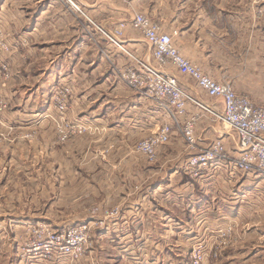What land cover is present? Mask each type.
Wrapping results in <instances>:
<instances>
[{"label": "rangeland", "instance_id": "1", "mask_svg": "<svg viewBox=\"0 0 264 264\" xmlns=\"http://www.w3.org/2000/svg\"><path fill=\"white\" fill-rule=\"evenodd\" d=\"M37 1L28 10L36 0H0V259L18 264H140L142 259L152 264L155 258L156 264H264V174L232 169L237 139L235 149L224 143L227 158L218 161L223 170L211 171L215 176L207 191L200 197L195 193L199 198L193 201L176 186L205 174L183 173L184 182L168 176L173 165L184 166L222 139L199 145L196 131L202 121L222 123L193 102L188 103L196 107L193 111L178 115L164 99L126 86L117 70L131 61L120 50L112 57L116 48L90 24L88 18L96 19L88 9L92 0H72L84 14L65 0ZM132 1L149 10L144 14L151 20L170 24L164 13L169 14L171 0ZM155 5L159 10L151 11ZM263 12L257 9L256 15ZM101 43L104 48H97ZM128 51L156 69L175 71L158 65L151 50L146 57ZM98 53L113 79L143 101L141 124L135 108L126 122L109 116L112 91L98 83L107 82L108 68ZM95 67L100 73H91ZM192 116L190 144L181 131ZM165 125L176 134L150 160L138 145ZM119 149L123 153L114 155ZM132 161L145 170L112 167ZM156 209L162 212L157 222ZM173 212L178 221L169 217Z\"/></svg>", "mask_w": 264, "mask_h": 264}, {"label": "crops", "instance_id": "2", "mask_svg": "<svg viewBox=\"0 0 264 264\" xmlns=\"http://www.w3.org/2000/svg\"><path fill=\"white\" fill-rule=\"evenodd\" d=\"M92 1L91 5H87L88 9L96 16L94 21L99 23L96 24L99 26L101 24L105 28L115 27L121 21H129L133 11L145 14L150 13L143 6L136 7L132 0L128 4L118 2L117 0ZM37 2L36 0L34 6H30L28 10L34 8ZM170 2L169 14L164 13L165 18L169 16L170 24L160 21L159 18V20L153 18V21L161 26L163 31L172 35V43L181 55L200 66L202 71L214 80L219 81L222 79V81L230 82L238 95L248 97L255 105L264 106V12L261 16L256 15L257 9L264 10V0H171ZM155 9L159 10L156 5L154 9L150 10ZM38 24L41 23L38 22ZM174 30L177 31V34L173 33ZM123 42L126 48L138 53L140 56L146 57L147 54L150 55V48L142 38L140 32L131 28V26H128L124 31ZM96 47L102 49L104 48V44L101 43L100 46ZM111 52L112 57H119L121 55L117 49H112ZM99 62H103V65L108 68L106 72V75H108L107 82L98 83L106 85L105 88L112 91L111 97H109L111 101L108 103L110 104L109 106L112 105V113L109 116H113L114 121L120 122L125 120L126 122L129 121L130 112H133L130 110H134L133 108H135L138 112L135 113L137 116L134 118L141 124V116L146 114L144 108L143 111L141 110L142 106L144 107L143 101L136 94L131 93L126 84L125 86L123 83L113 79L111 75L112 68L104 61L103 57L100 59V55ZM98 68H93L91 73L94 71L100 73ZM172 72L177 76L181 84L184 83V87L192 93L196 101L209 106L215 104L217 110L221 109L222 104L219 99L209 98L187 76L177 71ZM77 74L73 73L76 76L74 77L76 82L79 80ZM195 108L193 105H188L187 111H193ZM196 133L199 139L198 144L201 146H205L210 140L222 136L226 146L230 149H235L237 137L225 124H222L221 127L219 123L211 125L208 120H204L198 125ZM175 134L176 132H173V136ZM123 151L119 149L113 154H121ZM124 165L134 170H145L142 163L133 161L129 164L116 162L112 164V167L119 170L121 169L120 166ZM222 168V164L212 165L208 171L203 173L205 175L202 179H190L186 175L189 177L190 182H187L186 179V182H184L180 177L183 173L187 174L185 163L184 166L177 163L171 168L173 171L169 174L168 179L169 181L176 180L177 182H181L180 180H182L184 183L178 187L176 186V188L180 190L185 188L190 194L189 196L195 201L202 193L207 191L209 179L215 176V174H210L212 173L211 171L223 170ZM191 191L193 193H190ZM195 193L199 194L198 198L195 197ZM155 212L154 218L157 222L156 215L162 218V212L157 209ZM169 217L171 220L172 218L175 221L179 220L178 213H170ZM144 225L145 223H141V229L146 228ZM132 228L136 229L135 226H132ZM156 228L160 229L162 227L158 226ZM160 248L155 247V250H160L161 252ZM154 262L152 264L158 263L156 258ZM122 263H125V260ZM0 264L18 263L16 260L0 259ZM110 264L114 263L110 261ZM140 264L148 263L146 259H142Z\"/></svg>", "mask_w": 264, "mask_h": 264}, {"label": "built area", "instance_id": "3", "mask_svg": "<svg viewBox=\"0 0 264 264\" xmlns=\"http://www.w3.org/2000/svg\"><path fill=\"white\" fill-rule=\"evenodd\" d=\"M65 1L84 14L72 0ZM120 1L125 4L129 3V0ZM88 20L108 44L129 57L131 63L117 70L129 88L137 92L145 91V95L148 97L153 95L164 99L178 115L186 112L188 103L193 102L198 109L200 108L210 114L214 120L225 124L236 135L239 154L232 163V169L242 172L259 171L264 174V106L255 105L248 97L238 95L230 82L217 81L205 74L201 67L181 55L172 43L170 33L163 31L161 26L142 12L133 11L129 21H121L111 30L102 28L89 18ZM128 26L140 32L151 50L152 58L158 65L173 67L178 73L187 76L209 98L219 99L222 104L221 109L217 110L215 104L209 106L196 101L185 91L171 70L156 69L140 60L138 55L130 53L123 42L124 31ZM173 33L177 34V31L174 30ZM193 116L181 131L185 140L190 144L194 143L195 117ZM172 132V127L165 125L158 133L141 142L138 145V150L148 159L153 160L157 147L167 143ZM226 158L224 140H214L208 147L186 161V171L192 178H197L209 170L212 165L222 164L218 161H223Z\"/></svg>", "mask_w": 264, "mask_h": 264}]
</instances>
